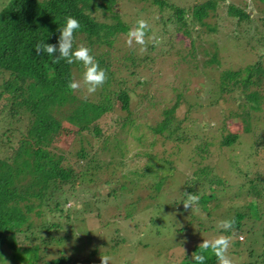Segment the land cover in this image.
I'll use <instances>...</instances> for the list:
<instances>
[{
	"label": "rangeland",
	"instance_id": "1",
	"mask_svg": "<svg viewBox=\"0 0 264 264\" xmlns=\"http://www.w3.org/2000/svg\"><path fill=\"white\" fill-rule=\"evenodd\" d=\"M229 1L243 3L248 21L236 24L226 8ZM116 3V12L129 22L131 30L137 20L145 19L150 25L146 43L151 37L158 43L153 49L146 45L144 52L135 42L129 47L128 30L114 34L110 47L95 46L93 50L107 49L112 67H119L125 77L122 63L128 61L123 56L132 49L138 59V78H146L150 84L142 88L126 84L131 111L128 119L117 115L114 101L115 111L99 119L100 135H85L91 160L74 157L76 149L86 143L84 135L63 134L59 138V145L65 147L63 155L75 171L91 163L102 168L75 181L60 211L42 209L38 216L32 215L33 225L23 234L16 233L17 244L38 245L40 258L34 264L59 255L69 258L63 264H101V256L110 257L109 264H185L194 244L229 235L234 264H264V217L260 212L264 208V98L255 110L247 101L246 95L255 89L253 76L245 85L238 82L229 93L217 88L220 68L258 63L264 69L263 5L253 0H221L204 18L214 30L205 31L204 26L188 23V37L171 26L159 33L158 14L147 0ZM92 15L97 20H110L108 12L102 13L99 8ZM189 43L193 56L182 58L189 51ZM77 44L79 47L83 42ZM214 49L217 63L206 62ZM144 54L152 55V60H142ZM84 72H74L78 81ZM246 72L241 71L240 78ZM261 86L264 88V75ZM80 92L87 93L84 89ZM177 93L180 96L174 117L180 120V131L186 138L172 140L154 135L149 125L159 120L161 109L172 105ZM245 112L250 123L246 131L241 121ZM23 122L22 115L19 124ZM225 132L237 134L228 146L219 144ZM13 134L15 138L16 132ZM143 164L149 170L143 171ZM200 166L208 167L209 180L216 177L223 184L209 181L206 195L212 197L200 195L203 197L197 208L185 209L180 192L189 186V176L200 173H195ZM106 179L122 182L121 193H110ZM156 181L158 187L153 188ZM236 211L245 213L238 229L224 232L219 222ZM48 235L54 240L46 242ZM204 252L212 253L210 249ZM0 264L10 261L0 256Z\"/></svg>",
	"mask_w": 264,
	"mask_h": 264
},
{
	"label": "trees",
	"instance_id": "2",
	"mask_svg": "<svg viewBox=\"0 0 264 264\" xmlns=\"http://www.w3.org/2000/svg\"><path fill=\"white\" fill-rule=\"evenodd\" d=\"M117 1L0 0V256L9 260L10 264H34L40 258L36 243L18 245L16 242V233L23 234L33 225L32 215L38 216L42 209L49 211L53 208L60 211V205L66 201V195L72 194L70 190L75 181L102 168L98 163H91L87 168L75 171L69 159L63 155L65 147L59 145V138L63 134L85 136L89 132L93 137L99 136V119L104 113L115 111L114 101L118 104L117 115L128 119L131 111L126 84L140 88L150 84V80L138 78V59L132 49H128L127 54L123 56V60L128 61L122 63L125 77L121 76L119 67H112L107 49L100 52L93 50L95 46L110 47L114 34L131 30L129 22L122 20L116 12ZM219 1L221 0H147V4L158 14L159 33H165L167 26H171L189 37L188 23L204 26L205 31L214 30L213 26L205 23L204 18L208 12L214 10ZM253 1L263 5L261 12L264 13V0ZM242 4L232 1L226 3V8L236 24L248 21L249 18ZM98 8L102 13L108 12L109 22L95 19L92 12ZM162 11L165 15L161 14ZM69 16L80 22L79 30L74 33L73 48H77V42L82 41L84 46L91 49V54L100 67L107 72L106 83L91 95L86 92L83 94L80 90L73 93L68 88L71 80H77L74 72L85 71L81 62L68 64L61 59L58 63H53L52 57L46 53L38 55L35 51L38 43L54 44L58 47V29L66 25V18ZM148 42L146 45L153 49L156 42L152 39ZM188 46L189 51L186 55L183 54L182 58L193 56L192 43ZM141 58L144 61L152 60V55L144 54ZM206 62L217 63L215 49ZM241 71H247L243 79L240 78ZM263 75L264 69L258 63L235 69L220 68L217 88L221 93H229L234 86H238V82L245 85L250 76H253L255 89L246 95V99L254 104V110L259 109L264 98V88L261 86ZM78 79L82 82L83 75ZM179 96L177 93L173 104L162 108L159 120L149 125L154 135H162L166 139L171 137L172 140L186 138L180 131V120L174 117ZM22 115L24 122L19 124ZM241 121L243 129L248 130V112L241 116ZM236 136V133L225 132L220 135L219 144L228 146ZM85 142L84 146L80 145L74 152L75 160L88 157L91 160V154L87 155L90 151L87 148L86 136ZM93 160L95 161V158ZM141 168L143 171L149 170L147 164H143ZM207 168L196 167L195 173L197 170L200 173L188 177L189 186L182 187L183 193L180 192V195L186 198L185 193L198 194L201 199L203 196L200 195H206L209 183L222 185L221 180L216 177L208 179ZM256 174L259 175L255 173V176ZM104 182L109 184L110 193H119L124 188L123 183L116 179H106ZM158 184L159 181H156L153 188H157ZM208 196L212 197V194L205 197ZM260 212L264 217V208ZM244 215V212L236 211L229 217L236 220L231 231L238 229ZM49 226L53 227L54 224ZM53 238L48 235L46 242L54 240ZM59 240L60 238H57L56 242ZM199 245L192 246L190 257L185 264H195L193 256L196 254H203L206 264L214 263L215 255H207ZM67 260V256L59 255L43 260L42 264H63Z\"/></svg>",
	"mask_w": 264,
	"mask_h": 264
},
{
	"label": "clouds",
	"instance_id": "3",
	"mask_svg": "<svg viewBox=\"0 0 264 264\" xmlns=\"http://www.w3.org/2000/svg\"><path fill=\"white\" fill-rule=\"evenodd\" d=\"M80 22L74 17L66 18V25L63 28H59L60 36L58 39V47L54 44L38 43L35 46V51L38 55L46 53L53 58V63H58L61 59H64L68 64L75 62H81L85 68L83 74V81L71 80L68 83V88L73 92H77L82 88H86L87 94H94L98 88L102 87L108 77L105 69L101 68L99 62L91 54V49L87 46L80 45L77 48H73L74 33L79 30ZM150 29V25L147 20L139 19L136 22V27L130 30L128 33V39L126 41L129 47L133 46V43L140 45V51H146L145 36ZM151 39L156 41L155 37ZM58 53V55H57ZM185 199L183 200V206L185 209L199 206L200 197L198 194L185 193ZM236 224L235 218L225 219L219 222L218 227L224 232L231 231ZM243 239V237H241ZM232 237L229 235H220L213 240H204L199 246L204 250H211L217 259V264H234V260L230 255V248L232 247ZM110 257L101 256V264H109ZM195 264H206V257L203 254H196L193 256Z\"/></svg>",
	"mask_w": 264,
	"mask_h": 264
}]
</instances>
